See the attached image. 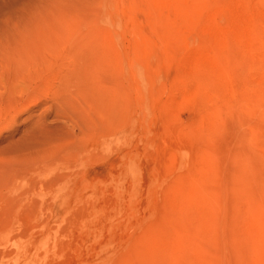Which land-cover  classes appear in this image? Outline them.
Segmentation results:
<instances>
[{
  "label": "rangeland",
  "instance_id": "1",
  "mask_svg": "<svg viewBox=\"0 0 264 264\" xmlns=\"http://www.w3.org/2000/svg\"><path fill=\"white\" fill-rule=\"evenodd\" d=\"M0 264H264V0H0Z\"/></svg>",
  "mask_w": 264,
  "mask_h": 264
}]
</instances>
